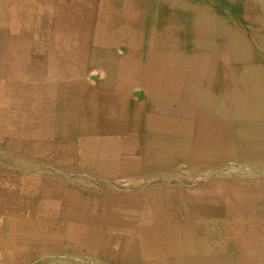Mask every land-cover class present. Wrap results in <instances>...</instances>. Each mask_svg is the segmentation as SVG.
<instances>
[{
    "label": "crops",
    "instance_id": "1",
    "mask_svg": "<svg viewBox=\"0 0 264 264\" xmlns=\"http://www.w3.org/2000/svg\"><path fill=\"white\" fill-rule=\"evenodd\" d=\"M83 5L93 6L94 13L97 8L107 11V18L113 23L125 22L124 18L128 14L129 18L132 17L130 19L141 14L145 18L149 16L157 19L159 23L163 17L166 20L170 17L172 28L179 27V23V28L186 26L188 29L187 34L181 36L189 38V60L193 53L213 55L211 62L189 61V72L206 71L202 80L206 84L204 92L215 95L217 104L224 106L226 87H233L238 94L249 93L247 95L255 101L263 100L264 87L255 91L251 86L264 84V81L256 80L260 77L255 72H243V68L264 69V61L242 62L241 38L246 39L249 54L259 55L264 59V0L252 1L253 8L247 6L245 0H0V96L4 91V95L9 92V101L15 108H18V99L37 103L51 101L49 92L39 99L28 98L33 96L28 95L30 90L27 88L44 85L67 87L73 84L65 80L51 83V80H55L52 78L37 79L35 73L51 77L50 68L58 70L57 63H60L50 64L52 55H73L75 58L81 53L80 16ZM117 6L120 9H115ZM123 25L125 23L117 26L119 32L115 36L112 33L111 37L127 36L122 34L125 29ZM146 35L144 33L140 37ZM93 37L91 35L90 39ZM197 40H207L206 45H211L212 48L199 52L196 49ZM140 50L138 51L145 52V48ZM171 50L186 53L183 48L171 46ZM96 51L97 47L92 46L91 42L90 52ZM157 51L165 52L167 49L161 47ZM41 60L43 63H38ZM76 64L64 63L61 70H66V67L69 70L78 69L79 63ZM179 67L178 75L184 76L188 64L182 63ZM190 80L194 78L189 75ZM143 83L139 81L133 89L144 92ZM3 87L9 90H3ZM18 87L20 93H27L25 98H19ZM260 95L262 97H258ZM63 99L65 98L58 97L51 102L59 103ZM34 107L36 110L28 115H6L0 112V264H121L112 255L87 254L88 250L81 247L83 243L72 239L62 238L61 241L49 242V235L55 233L61 237L76 236L82 229H90L93 234L108 231L107 221L112 209L108 206L110 202L108 204L107 198H101L103 206L89 208L80 203H83L82 199L88 192L112 187L116 181L129 183L140 179L141 176L134 174L135 171L114 174V169L118 172V168L127 165L123 152L124 140L130 134H137L140 138L144 136L139 133L143 128V120L136 129H125V126L114 128L112 125L117 124L116 121L106 118L103 122L96 113L44 111L38 110L40 105ZM222 115L225 116V113ZM198 117L196 114L191 117L192 120H184V124L175 120L170 130H187L193 133L200 128L195 126ZM149 130L155 132L153 128ZM140 143L139 141L137 146ZM236 145L235 151L248 150L245 145ZM116 149L120 154L116 153ZM225 164L226 162L220 167H225ZM138 165H142V162ZM199 167H202L201 164L189 162V182L198 176L193 175V171ZM225 174L221 175L222 178L226 177ZM235 176L241 177L239 174ZM213 179L215 180L214 176L208 178V181H214ZM248 179L245 183L256 185V182ZM220 184L225 196V181ZM233 188L234 197L242 198L248 194H245L247 186H243L241 180L234 181ZM130 189L135 190L136 187L131 185ZM258 191H253L252 194L256 195ZM236 211L231 210V215ZM225 212L223 210L220 215L225 217ZM81 214L97 217L93 222L82 221L86 224H69V216L78 215L81 219ZM100 214L101 222L98 219ZM42 215L53 216V221L44 224L32 222L34 218L31 216ZM222 216L217 223L218 231L220 227L225 229ZM144 262L152 263L141 258L135 261L138 264Z\"/></svg>",
    "mask_w": 264,
    "mask_h": 264
},
{
    "label": "bare ground",
    "instance_id": "2",
    "mask_svg": "<svg viewBox=\"0 0 264 264\" xmlns=\"http://www.w3.org/2000/svg\"><path fill=\"white\" fill-rule=\"evenodd\" d=\"M102 17L104 19L100 21L101 25L96 28L97 32L100 31V38L104 36L111 40L118 39L111 37L112 33L115 36L119 32L117 27L113 26L115 23L109 21V15ZM95 25H82L81 30L92 34ZM124 27L122 34L127 36L119 38L125 40L129 44L128 46L131 45L136 48L147 46L155 38H149L148 40L151 41H146L145 44L133 28ZM82 40L81 54L83 55L79 57V63L83 66L87 64L88 70L95 67L101 72L103 76L101 86L103 88H114L116 91L125 88L130 91L132 87L139 84V81H143L146 93L150 98H161V101L169 103L150 109V115L153 116L151 112L161 116L167 113L179 117L180 122L183 123L184 120H192L191 117L198 114L197 119L201 118V122L197 120L195 126L200 128L193 133L183 130L173 132L176 135L170 136L167 135L168 132L164 136L158 135L156 137L150 134L148 136L150 140L147 143L142 142L146 146L145 153L140 152L141 149L137 150V154L124 152V160L127 161V165L124 168H118V172L114 169V174L123 171L129 174L132 171L143 169L145 172L139 174L142 177L136 181H131V183L135 187L142 183H146V186L136 192L127 194L129 196H126V200L123 197H112L108 206L115 212L112 211L109 221H107L109 224L108 231L93 234L90 229H82L76 236L65 237L53 233L49 235V242L61 241L62 238L81 243L108 242L113 251L112 256L115 260L121 261V264H138L135 261H139L140 258L146 262H152L151 264H227L236 263L235 260H242L244 263L247 261V264H264V164L260 165L257 162L252 164L251 162L264 160V124L251 121L254 120L253 118L248 119V121H245L247 119L232 118L236 115V112L244 111L249 107L264 110V97L261 100L262 104H254L251 103L253 98L242 92L245 101L249 103H241L242 100H239V98L235 101L240 96L234 91L235 89L226 87V100L223 106L217 104L215 95L206 94L204 87H195L197 89L194 88L189 92L188 74L180 77L177 71L174 70L180 65L177 53L163 55L161 60L156 59V56L153 58L154 63L148 68H143V61L137 58L136 62H132L130 66V57H127V59L116 58L113 54L105 56L100 53L105 50V53H110L107 49L114 47V45L104 50L103 46L99 45L97 37L93 38L96 42V52H90V41ZM241 45L242 62L264 61L262 56L249 54L247 42L243 43V40H241ZM84 55L90 57L86 60ZM38 63H43V61H38ZM187 69H189V63ZM88 74L90 80V72ZM81 79L83 81L85 76ZM248 89L250 88L248 87ZM101 99L104 100L107 97ZM172 101H177V104L180 103L179 108L177 105L176 108L171 107ZM74 102L80 101L75 99ZM103 104L107 107H99L98 109V112L102 115L122 116L124 114L125 110L121 109L120 105L112 106L110 101H105ZM122 105H124V102H122ZM134 108H136L135 105ZM134 108H128L132 115L139 117L141 112L144 115L143 109L140 112L134 111ZM7 110H11V104H0V112H7ZM77 110H79L78 106ZM28 112H31V110H28ZM223 113H225V116L222 115ZM144 117L146 118V115ZM157 124L161 123L155 122L149 125L156 126ZM235 127V130L230 129ZM236 130H239L241 134H237L238 131ZM166 142H169L172 147L166 148L164 146ZM236 143L245 145V149L248 150L235 151ZM118 146L120 145L118 144ZM234 159L250 162L248 164L249 168L254 169L259 175L248 180L252 179L256 182L255 186H257V189H262L263 195L252 194L255 186L245 183L246 177H236L232 174L222 178L221 172L224 168L220 165L227 161H234ZM178 161L187 162L188 170H181V166L176 163ZM139 162H142V165H138ZM189 162L201 164L202 167L197 168L195 172L192 171L193 175L198 174V176L205 177L204 182L194 178L190 180L191 186H189ZM149 171L153 172L150 173ZM146 176L153 177V181H159L155 185V183L149 182L150 179ZM212 176L215 180L208 181V178ZM240 180L243 186H247L245 194L248 192L247 196L242 198L232 195L234 193V181L238 182ZM223 181H225V196L220 184ZM106 190L103 188L98 191L103 195L94 192L87 193L86 197L83 195V203L80 204L89 208L91 206H103L100 200L102 197H106L107 192H104ZM109 192L112 193V191ZM223 208L237 210L232 215L228 214V219L225 218L224 220L225 224L228 221L235 225L233 238L234 242L238 244L232 255L230 254L233 258L235 257V260L231 259L230 255L229 257L222 252V239L214 237L212 231L214 228L216 229L217 223L220 222L219 218L222 216L220 213L223 212ZM245 208L249 210H244ZM84 215L81 214L82 217ZM77 216L69 217L73 223H76L79 221ZM31 217L34 218L32 219L33 223H50L49 221L39 220L38 216ZM96 217V215H86L87 222L95 221ZM212 217L216 219L213 220ZM101 218L100 214L98 216L99 221ZM198 223L204 225L199 228ZM216 230L218 231V229ZM144 264L146 263L144 262Z\"/></svg>",
    "mask_w": 264,
    "mask_h": 264
},
{
    "label": "rangeland",
    "instance_id": "3",
    "mask_svg": "<svg viewBox=\"0 0 264 264\" xmlns=\"http://www.w3.org/2000/svg\"><path fill=\"white\" fill-rule=\"evenodd\" d=\"M252 1H256V0H245V3L247 6H250L251 8H253L251 6ZM85 8H86V10H85ZM214 8L216 9V7H214ZM255 8L256 7H254L253 10H255ZM93 9H94L93 6H90V5H87V6L83 5L82 6V11H81V16H80L81 27H82V25L83 26H89L90 24H93V25L96 24L92 34H88V33H86V31L83 32V30H81L82 31V39H85L88 42L90 41V43L92 42V45L94 44V46H96L95 40L90 39V36L94 35V37L98 38L99 45L103 46L104 50H105V48H108V47L114 45V47H110V50L111 51L113 50V51L111 52L109 50L110 51V53L108 52L109 54L105 53L106 50L100 52L105 56H109V55L113 54L116 58L127 59V57H130V60H129L130 66L132 65V62H136V60L139 59V60L143 61V63H142L144 65L143 68H148L152 63H154L153 58H155L156 56H157L156 59L161 60V59H163L162 58L163 55L170 54V53L171 54H174V53L178 54L177 56L179 57L180 64H182V63L188 64L189 61H194V62H196V61L208 62L209 61V62H211V60H212L213 55H208L206 53L205 54L204 53H201V54L200 53H193L190 55L191 59L189 60V53H188L189 52V38L181 36V35H186L188 32V29L186 28V26H184L183 28H179L181 26L179 23H178L179 27L172 28L170 25V22H171L170 17L168 18V20H166V18L163 17L159 23L157 19L155 20L154 18L149 17V16L145 18V16L142 17L141 14H140V16L134 17L135 19L134 18L130 19L132 17L129 18L130 14H128V17L124 18L126 20L125 22L122 21V22H117L118 24L117 23L113 24L114 27H117L120 24L125 23V25H123V26L130 27L131 29L133 28L135 33H137L138 36H141V34L143 35L144 33H147L146 37H141L143 39V41L145 42V44H146V41H149V42L151 41V40H148L149 38L155 37V38H153L154 40L152 39L151 43H149V42H148L149 44L147 43L148 44L147 46L136 48V47L131 46V45L128 46L129 44L125 40H123L122 38H118L115 40L105 38L104 36H102L100 38V35H99L100 31L97 32L96 28H97V26L101 25L100 21L104 19L102 16L105 17L108 14H107V11L104 12L102 10V8H100V9L97 8L95 13H94ZM115 9L118 10V9H120V7L117 6V7H115ZM142 9H144V8H142ZM162 9L164 12L165 8L163 7ZM254 12H256V11H254ZM114 19H117V18L114 16ZM112 23H113V21H112ZM245 25H247V24H245ZM162 26H165L166 28L162 27ZM91 27H92V25H91ZM138 31H139V33H138ZM164 34H166V35H164ZM174 35H176V37H174ZM173 38H175V39H173ZM241 40H243V43L247 42L246 39L243 37L241 38ZM206 42H207V40L206 41L197 40V43H196L197 48L196 49L200 50L199 52H202V50H204V49L207 50L208 47H209V49H211L212 48L211 45L210 46L206 45ZM171 46L173 48H176V49L183 48L186 53H181L178 51L174 52L171 50ZM161 47H165L167 49V51L158 52L157 50L161 49ZM143 48H145V52H139L138 51L139 49L142 50ZM84 52H85V50H84ZM106 54H108V55H106ZM81 55H83V54L80 53L79 55H76L75 58L73 57V55L72 56L66 55L65 57L58 56V55H52L51 59H50V64L60 62V63H57L59 66V69L55 70L53 68H50L49 73H50L51 77L40 76V75L38 76V75H36L38 73H35V78H37V79H46V78L55 79V80H51V83L55 82L56 80H59V81L65 80L66 82L71 81V82H73L72 85L69 84L67 87H61L58 85L57 86L56 85L55 86H53V85L45 86L44 85V86H40V87L27 88L28 90H30L28 95L33 96V97H28V98H34L35 99L37 97V99H39L40 97H42V95L47 96L46 94L49 92L51 101L54 98L58 99V97H63V98H65V99H63V102L56 103V102L49 101V102L37 103V102H31V101L23 102L24 100L19 99L18 104H17L18 108H15L14 106L12 108V105H14V104H11V102L9 101V99H10L9 94L10 93L8 92V93H6L7 95H4V93L6 92V91H4L2 93V95L0 96V104H7V105H8V103H9V105L11 104V110H13V111L7 110V112H1V113L6 114V115H9L11 113L28 115V114L32 113V111L36 110V108L34 106L40 105L41 108H38V110H44V111H46V110L47 111L65 110V111L72 112V111H84V109L86 108V110L84 112L87 111V112H91V113H96L98 115L97 117H99V119L103 120V122L106 121V118L109 120L111 119L113 121H116L117 124L112 125V127H114V128L115 127L121 128L122 126H125V127H123L125 129H126V127H130L131 129L132 128L136 129L137 127H139V124H141V122L143 120V128L140 129L139 133L141 136L142 135H144V136L140 138V136H138L137 134H130L124 140L123 146L125 148H124L123 152L127 151L130 154H133V153L137 154V150H140V149H141L140 152L143 151V153H145L144 150H146V146L144 144H142V142L147 143V141L150 140V139H148V136L150 134H152V136H154V137H156L158 135L164 136V134L166 132H168L167 135H169V136L170 135H176L175 133H173L172 130H170V128H171V125H173V121H175V120L181 121L179 117L171 115V114H167V113H164L163 116H161L160 114L156 115V114H154V112H151L153 114V116H152V115H150V112H149L150 109H154L156 106L161 107L164 105H168L169 103H167L166 101H161V98H157V97L154 99H153V97L150 98L148 93H146L147 92L146 89H144V92H142V91H138V90L133 89L134 87H132L130 89V91L126 90L125 88L123 90H119V91H116L114 88H111V89L110 88H103L101 86L102 85L101 80H103V76H102L101 72H99L97 69H95V67H93L94 69H92V70H88L87 64H85V66H83L82 64L80 65L79 57H81ZM84 56H85L86 60H87V58L90 57V56H86V55H84ZM72 58H73V60H72ZM192 59H194V60H192ZM150 60H152V61L149 62ZM214 61H217V60H214ZM64 63L65 64L79 63L80 67L79 68L76 67L78 69H75V70H69V69H67L68 67H66V70H61ZM180 68L181 67H177V69H178L177 73H178ZM201 68H203V67H201ZM251 71L255 72L260 77V78H256V80H259L261 82L264 81V69L250 68V67L243 68V72L249 73ZM44 72L46 73V71H44ZM86 72H87V74H86ZM89 72H90V80L88 78ZM205 73H206V71L204 72L203 70H201L199 72H196V71L189 72V69H186L184 74H188V76L190 75L192 78H194V80H190L189 92L192 89H194L195 87H200V88L204 87V89H205L206 84H203V82H202V80L205 78ZM83 76H85V79L82 81L81 78ZM198 78H201V79H198ZM75 81H77V82H75ZM78 81H79V83H78ZM251 87H254L255 91H257V88H258V90L262 89L264 87V84H261V83L255 84L254 86L252 85ZM17 89L19 91L18 92L19 98H25L27 93H20V88L18 87ZM195 89H197V88H195ZM3 90H9V88L3 87ZM198 90H200V89H198ZM246 90H248V89H246ZM125 91H127V92H125ZM247 94H249V93H247ZM239 95L240 96H238L235 101H237V99L239 98V100H242V101H240L241 103H249L248 101H245L242 93H240ZM255 96H256V93H254L253 97L255 98ZM102 97H107V99L103 100V99H101ZM258 97H262V95H260ZM75 99H76V101H80V102H74ZM105 101H110L112 103V106L120 105L121 109L125 110L123 112L124 114H122V116H119V115H115V116L108 115V116H106V114L102 115L101 113H99L98 112L99 107H103V108L107 107L106 105L103 104V102H105ZM21 102H23V103H21ZM122 102H124V105H122ZM251 103L262 104L261 101L256 102L255 99L251 100ZM134 105L136 108H134ZM176 105L179 108L180 103L177 104V101L171 102V107L176 108ZM77 106H78L79 110H77ZM81 107H82V109H81ZM130 107H133L134 111H140V112L143 109V112H145V113H143L144 115H142V112H141L139 114V117L132 115L128 109ZM259 109L260 108L252 109L251 107H249L244 111L236 112V115H234L232 118L247 119L245 121H248V119L253 118L254 120H251V121L260 122V123L264 124V110H259ZM28 110H31V112H28ZM145 115H146V118L144 117ZM197 120L201 122V118H199ZM155 122H159L161 124L164 123V124L163 125L157 124L156 126L149 125L150 123H155ZM149 128H153L155 130V132L153 133L152 131H150L151 129L148 131ZM230 129L235 130L236 127L230 128ZM236 131H238V132H236L237 134H241V132H239V130H236ZM21 137H24V136H21ZM139 141L141 142L140 146H137V143ZM20 142H21V139H19V143ZM164 146L166 148L172 147V145L169 142H166L164 144ZM115 147H116V145H115ZM115 151H116V153L120 154L119 150L116 149ZM140 152H139V154H140ZM143 155H145V154H143ZM142 160H144V159H142ZM231 160H233V159H231ZM246 161L247 160H238L237 161L235 159H234V161H227L225 167H222V168H224V170L221 172V175H223L225 173H226L225 176H228V175L230 176L232 174H234V176H235V175L239 174L241 177L255 178V176H258L259 174H257V172L254 169L253 170L250 169L248 166V164L250 162L248 163ZM251 162H252V164L253 163L255 164V162H257L260 165L264 164V160H254ZM176 163L179 166H181V170H184V171L188 170L187 169V167H188L187 162L178 161ZM244 166H245V168H244ZM143 172H145V170H143V169H140V171L135 170L134 174H141ZM149 172L151 173L153 171H149ZM155 172L157 173V171H155ZM146 177H148L150 179L149 182H153V183H155V185H156L157 181H159V180L153 181V179H154L153 177H149V176H146ZM195 178L198 179L200 182H204L206 180V178L202 177V176H197ZM145 184L142 183V184L138 185V187H136L135 190H132V189H130V186L134 185V184L131 182H129V183L124 182V181L114 182L112 187H105V189H107V190L104 192H107L106 198L108 200V204H109L110 200L112 199V197L113 198L114 197H117V198L123 197L126 200V196H129L127 194H129L131 192H136L140 188L146 186ZM189 186H191L190 182H189ZM99 190H101V189H99ZM99 190H94L93 192L103 195V193L98 192ZM109 191H112V193H110ZM254 191H258V190L255 189ZM89 193L90 192H88V194ZM257 194L258 195L262 194V191L261 190L258 191ZM222 210H226V209L223 208ZM111 211L115 212V210H111ZM225 214L230 215L231 210H226ZM226 215H225V217H223V220H225V218L228 219L229 215L228 216H226ZM80 218L81 219H79V216H77V219L79 220L77 222L80 224H86V223H84V222H87L86 215H84L83 217L80 216ZM192 218H195V217H192ZM38 219L41 221L51 222V221H53V216L42 215V216H38ZM82 221H84V222H82ZM69 224L73 225L71 218H69ZM197 225L200 228L204 224L198 223ZM234 227H235L234 224L227 221V223L225 224L224 230L222 229V227H220L219 231L216 230L217 227H216V229L214 228L212 230L214 237H219L220 240L222 239V243H223L221 245L222 250H223L222 252H224V254L228 255V256L230 254L232 255V253L234 252V250L238 244L237 242L236 243L234 242L235 240L233 238V233L235 232L233 230ZM73 228H74V226L72 227V229ZM263 238H264V236H263ZM82 243H83V245H81V247L88 250L86 252L87 254L105 256V255H112V253H113V251L111 250V245L108 242H103V243L97 242V243H100L99 245L93 244L92 242H82ZM231 244H233V245H231ZM76 253H78V252H76ZM219 258L221 259V257H219ZM231 259L235 260V257L233 258L231 256ZM235 262L236 263H227V264H247V261H245V263H244V262H242V260L241 261L235 260ZM114 264H119V263L114 262Z\"/></svg>",
    "mask_w": 264,
    "mask_h": 264
}]
</instances>
